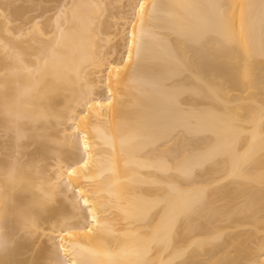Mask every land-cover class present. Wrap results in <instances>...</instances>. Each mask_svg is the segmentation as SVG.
<instances>
[{
	"label": "bare ground",
	"instance_id": "1",
	"mask_svg": "<svg viewBox=\"0 0 264 264\" xmlns=\"http://www.w3.org/2000/svg\"><path fill=\"white\" fill-rule=\"evenodd\" d=\"M0 264H264V0H0Z\"/></svg>",
	"mask_w": 264,
	"mask_h": 264
},
{
	"label": "clouds",
	"instance_id": "2",
	"mask_svg": "<svg viewBox=\"0 0 264 264\" xmlns=\"http://www.w3.org/2000/svg\"><path fill=\"white\" fill-rule=\"evenodd\" d=\"M3 115H6L10 120V127L8 131L12 134L13 140V154L9 157V164L7 167H0V215L5 210L6 200L11 202V198L5 197V190L14 192L19 185L24 182L23 169L24 162L21 156V144L27 138L24 130L21 128V122L25 119L20 112H13L5 110Z\"/></svg>",
	"mask_w": 264,
	"mask_h": 264
}]
</instances>
